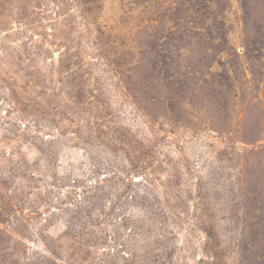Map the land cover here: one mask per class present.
<instances>
[{
	"label": "rangeland",
	"instance_id": "374dc122",
	"mask_svg": "<svg viewBox=\"0 0 264 264\" xmlns=\"http://www.w3.org/2000/svg\"><path fill=\"white\" fill-rule=\"evenodd\" d=\"M0 264H264V0H0Z\"/></svg>",
	"mask_w": 264,
	"mask_h": 264
}]
</instances>
